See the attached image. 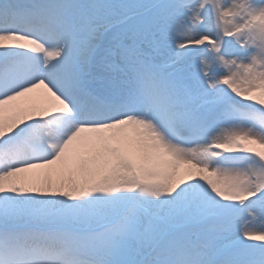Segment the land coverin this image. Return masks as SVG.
<instances>
[{
  "label": "snow or ice",
  "instance_id": "6c2138e0",
  "mask_svg": "<svg viewBox=\"0 0 264 264\" xmlns=\"http://www.w3.org/2000/svg\"><path fill=\"white\" fill-rule=\"evenodd\" d=\"M0 264H264V0H0Z\"/></svg>",
  "mask_w": 264,
  "mask_h": 264
},
{
  "label": "bare ground",
  "instance_id": "6f19581e",
  "mask_svg": "<svg viewBox=\"0 0 264 264\" xmlns=\"http://www.w3.org/2000/svg\"><path fill=\"white\" fill-rule=\"evenodd\" d=\"M21 103L23 104H29L31 101H29L27 98L22 99Z\"/></svg>",
  "mask_w": 264,
  "mask_h": 264
}]
</instances>
